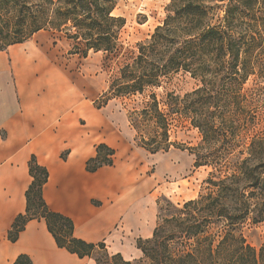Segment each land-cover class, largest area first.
<instances>
[{
	"label": "trees",
	"instance_id": "16d2710c",
	"mask_svg": "<svg viewBox=\"0 0 264 264\" xmlns=\"http://www.w3.org/2000/svg\"><path fill=\"white\" fill-rule=\"evenodd\" d=\"M119 1L0 0V51L40 30H54L64 31L84 56L93 50L115 59L118 70L96 106L151 90L130 122L138 131L153 125L154 134L140 133L139 143L153 154L171 146L169 116H191L202 134L195 165L212 167L206 180L210 190L183 204L170 202L153 236L138 239L150 264H264V247L256 249L237 233L250 218L264 220V130H255L261 119L254 110L255 95L264 90V13L259 1L219 5L216 0H172L163 23L136 50L120 40L126 20L113 13ZM221 6L224 15L216 21ZM180 71L190 72L201 84L183 96L168 94L166 112L152 89ZM114 154L115 149L99 144L87 169L112 165ZM29 172L33 180L26 212L17 216L9 238L15 241L28 221L44 219L58 246L80 257L92 256L98 248L105 251L103 242L76 237L72 219L48 206L43 189L49 172L35 156ZM216 223H223L217 232ZM216 236L221 237L217 244ZM112 257L131 264L121 254ZM14 264L32 261L20 255Z\"/></svg>",
	"mask_w": 264,
	"mask_h": 264
},
{
	"label": "crops",
	"instance_id": "0c3cea01",
	"mask_svg": "<svg viewBox=\"0 0 264 264\" xmlns=\"http://www.w3.org/2000/svg\"><path fill=\"white\" fill-rule=\"evenodd\" d=\"M45 32L0 51V264H14L20 255L32 264H98L96 252L80 257L58 246L44 219L28 221L15 241L9 238L26 212L32 156L49 172L48 206L72 219L76 237L103 242L110 257L144 259L137 241L153 236L157 220L148 160L134 148L116 101L96 106L104 84L64 68L50 44L39 43ZM101 143L115 149L113 164L91 172L87 162Z\"/></svg>",
	"mask_w": 264,
	"mask_h": 264
},
{
	"label": "rangeland",
	"instance_id": "374dc122",
	"mask_svg": "<svg viewBox=\"0 0 264 264\" xmlns=\"http://www.w3.org/2000/svg\"><path fill=\"white\" fill-rule=\"evenodd\" d=\"M172 0H120L114 10L115 15L125 18L126 23L121 29L120 40L125 48L136 50L137 44L150 38L154 29L163 23L167 15V7ZM229 0H216V4L223 5ZM264 13V0H258ZM225 7L216 9V21L224 15ZM42 31V30H40ZM44 37H39V43L50 44L53 54L57 57L60 64L76 75L85 80L97 81L104 84L105 89L99 94V98L109 88L111 79L118 70L115 59H111L102 51H89L87 56L81 52H76L75 42L69 39L64 31L43 30ZM39 32V31H38ZM37 33V32H36ZM34 33V35L36 34ZM33 35V36H34ZM31 36V37H33ZM30 37V38H31ZM29 38V39H30ZM28 40V39H27ZM92 83V93H98V87ZM199 79L193 77L190 72L180 71L171 77L164 79L161 86L153 88L157 98L161 102V107L167 112L168 94L185 95L200 86ZM143 95H131L125 98H112L107 101L115 100V108L122 109L128 118L130 130L132 132L131 142L134 148L139 149L142 154L141 160H148L149 174L156 179L155 193L157 195V220L156 227L161 221L160 216L168 214V205L183 204L185 201L195 199L200 194L208 193L209 183L206 180L210 177L211 166H196V149L201 145L202 134L193 122L189 114L177 112L169 116L168 138L171 146L168 151L151 153L139 146L141 136L146 137L154 134L153 125L144 126L139 131L131 125L130 115L134 118V111L139 110L150 99L149 93ZM102 104V103H101ZM103 105V106H106ZM113 107V108H114ZM254 110H257L258 117L256 131L264 130V90L260 95H255ZM216 232L220 230L223 223H216ZM237 233L243 236L248 244L261 249L264 247V220L254 222L251 218L238 227ZM217 234H220L217 233ZM216 234V235H217ZM221 239L216 236V244ZM97 257L100 264H122L119 258H113L106 254L104 249H97ZM131 264H150L147 258L137 259Z\"/></svg>",
	"mask_w": 264,
	"mask_h": 264
}]
</instances>
